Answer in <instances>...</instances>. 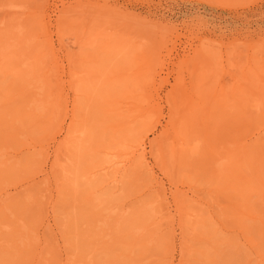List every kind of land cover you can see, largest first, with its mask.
<instances>
[{"label":"rangeland","instance_id":"1","mask_svg":"<svg viewBox=\"0 0 264 264\" xmlns=\"http://www.w3.org/2000/svg\"><path fill=\"white\" fill-rule=\"evenodd\" d=\"M0 264H264V0H0Z\"/></svg>","mask_w":264,"mask_h":264},{"label":"bare ground","instance_id":"2","mask_svg":"<svg viewBox=\"0 0 264 264\" xmlns=\"http://www.w3.org/2000/svg\"><path fill=\"white\" fill-rule=\"evenodd\" d=\"M126 82V81H125ZM123 83V82H122ZM208 117V116H207ZM206 119V118H205ZM180 125V124H179ZM179 129V128H178ZM194 129V128H193ZM223 129V128H222ZM208 131V130H207ZM216 131V130H215ZM217 132V131H216ZM244 143V142H243ZM247 146V145H246ZM242 147V146H241ZM144 156V155H143ZM221 169V168H220ZM33 237H34V239H37V235L36 234H33ZM175 248V247H174ZM180 251H182L181 250V248H180Z\"/></svg>","mask_w":264,"mask_h":264}]
</instances>
